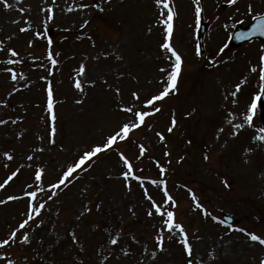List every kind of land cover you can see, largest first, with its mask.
Instances as JSON below:
<instances>
[{"label": "rangeland", "instance_id": "374dc122", "mask_svg": "<svg viewBox=\"0 0 264 264\" xmlns=\"http://www.w3.org/2000/svg\"><path fill=\"white\" fill-rule=\"evenodd\" d=\"M8 3L12 7L6 8L0 0V61L19 63H0V120L7 121L0 124V184L19 172L0 189V200L20 199L0 204V240L27 218L30 203L45 207L39 216L33 213L35 219L17 233L15 243L0 248V264L8 260L15 264H188L178 230L171 238L164 232L165 248L158 250L155 236L162 218L148 216L151 202L145 189L162 210L175 211L177 222L185 226L193 245L192 264H260L264 245L248 234L264 238V141L259 139L264 127L258 108L251 126L245 116L259 94L264 45L254 40L233 49L228 40L237 24L246 25L264 12V0H200L207 30L206 49L199 54L200 15L195 0H170L177 13L172 44L183 60L176 89L156 102L160 111L147 116L128 139L93 158L57 189L51 185L84 151L105 142L124 123L136 122V111H153L145 101L163 90L174 63L171 53L161 47L165 10L155 0ZM11 49L19 55L13 57ZM50 52L56 64L49 59ZM5 68L17 73L15 81ZM77 80L82 90L75 87ZM238 83L241 91L233 97ZM49 86L55 121L48 119L44 104ZM127 107L133 112L123 110ZM239 124L244 127L236 128ZM140 145L146 149L143 155ZM5 152L13 159L8 160ZM120 153L144 179L143 185L132 177L125 180L122 173L127 169ZM39 169L44 172L37 181ZM30 191L37 193L35 199L26 195ZM165 192L177 202L175 206ZM194 195L201 207L193 204ZM222 213L232 215L238 224L227 225ZM134 222L144 225L141 241L124 245L119 237H131L137 231ZM108 229L120 234L119 244L85 242L95 231L102 240ZM24 233L29 236L27 244L19 242ZM96 246L107 252L92 260Z\"/></svg>", "mask_w": 264, "mask_h": 264}, {"label": "snow or ice", "instance_id": "6c2138e0", "mask_svg": "<svg viewBox=\"0 0 264 264\" xmlns=\"http://www.w3.org/2000/svg\"><path fill=\"white\" fill-rule=\"evenodd\" d=\"M2 2L6 8L12 7V5H10L8 3V0H2ZM229 2L230 3H236V0H229ZM155 3L157 5H162V7L165 11L161 12V16L166 17L165 19H163V24L165 25V39H164V42L161 44V47L171 53V56L174 57V63L172 65V70L167 77L168 82H167L166 86L163 88V90L161 92H159V94L154 95L150 99H147L145 101V105L153 107V111L152 112L136 111L135 112L136 122L124 123L123 125L120 126L119 130L115 131L113 134H110L108 137H106L105 142H103L102 144H97L94 147H92L91 149L84 151L80 155L78 160H76L75 162H73L71 165H69L66 168V170L63 172V175L59 178L58 182L55 184H52L51 188L57 189V188H60L62 185H66V183L69 182V180L73 176V174L76 173L77 170H82L83 167L86 165V163L90 162L93 158L97 157L99 154L111 149L114 145H116L118 143V141H123V140L128 139L129 134L134 129L141 127L145 123V118L147 116L153 115L155 112L160 111L159 108L155 107L156 102L162 101L165 97H167L169 95L170 92H172L176 89L177 81H178V78L181 74L182 63H183L181 54L173 47V44H172L173 33H174L173 21H174V17L177 15V13L175 12V9L171 6L170 0H155ZM195 4H196V15L199 18V15L202 11V8L200 6V0H195ZM83 7L87 8V7H89V5H83ZM94 7H97L100 11L104 10L99 4L94 5ZM23 10L24 9H21V11H23ZM69 11H71V9H69ZM249 11H251V5H249ZM47 12L50 14L48 16V20H51L53 18V16L51 15L52 9L51 8L47 9ZM253 19L257 21V23L254 25L253 31H258L261 34H264V15L254 16ZM197 22H199V20H197ZM45 23H47V21H45ZM84 23L86 25L89 22L85 21ZM149 30L151 31V29H149ZM20 31L24 32V31H27V29L21 28ZM37 35H39V33H37ZM48 43H49V45L52 44V40L50 38L48 40ZM221 51H223V49H221ZM197 54H199V48L197 49ZM11 55L13 57H16L19 55V53L15 49H11ZM49 59H52V53L51 52L49 53ZM261 61H262V64H264V56L261 57ZM0 63L16 64V63H19V61L14 60V59H9L7 61H0ZM52 63L56 64L57 61L55 59H52ZM3 71L10 73L11 79L13 81H15L17 79V73L12 68H5V69H3ZM251 71L256 72L257 69L255 67H253L251 69ZM84 73H85V67L82 65L79 69V74L82 75ZM259 73H260L259 74V81H260L259 93L260 94H257L253 97V99L250 103V107L248 109V114L245 116V122L249 126H251L254 122L253 117L256 114V111L258 108V102H261V94H264V66H262L260 68ZM245 80H246V78H245ZM241 86L242 85L240 83L235 85V91H233L231 93V95L233 97H235L236 94L239 91H241ZM75 87L77 89L82 90V86H81V83L79 80L76 81ZM117 92H119V89H117ZM47 95H48L47 108H48V111L50 113H52L51 119L53 121H55L56 116L53 112V90H52L51 86H49L47 89ZM133 96L137 100L139 99V96L137 93H133ZM235 102L236 101H233V103H235ZM123 110L126 112H129V113L133 112V109L131 107L124 108ZM4 123H7V121L0 120V124H4ZM175 124H176V121H175V119H173L172 126L175 127ZM235 127L236 128H243L244 125L239 124V125H236ZM168 130L172 131V127H170ZM220 131H223V129H220ZM260 131L264 132V128L260 129ZM55 132H56V128H55V126H53L51 129V133L53 136L55 135ZM233 134H235V133H233ZM161 139H163V136H161ZM259 139L264 141V136H260ZM52 142L54 143V140ZM139 147H140V154L143 155L144 152L146 151V149L143 145H140ZM249 151H251V149H249ZM4 155L8 160L13 159L12 155L7 153V152H5ZM120 157H121V159H122V161H123V163L127 169L126 171H124L122 173L125 180L127 181L129 179V177H132L135 180L139 181L141 183V185H143L144 179L141 176L136 175L133 172V164L129 161L127 156H125L124 153H120ZM205 158L207 159V157H205ZM28 159L31 160V159H33V157L29 156ZM162 171H163V169H162ZM18 172H19V169L12 172V174L10 176H8V178L4 181V183L0 184V189L4 188L5 185H7L9 183V181H11L18 174ZM43 172H44L43 169H39L36 171L35 179L37 181H40L42 179ZM151 183L152 184H158L160 182L156 181V180H152ZM129 189H130V185H129ZM144 194L147 197V199L151 202V207L147 213L148 216L151 217L154 214H159L162 218L161 229L157 233V235L155 236L156 246H157L158 250L160 252L164 251V248H165L164 232L169 233L170 238H171V234L174 232V230H178V234L181 237V239L178 242L182 245L183 250L186 252L187 256L191 258L193 256V245L190 242L189 233L187 232L185 226L182 223L177 222L176 212L175 211L162 210V206L160 204H157L151 195H148L147 189L144 190ZM26 195L31 197L32 199H35L37 193L35 191H30V192H27ZM165 195H166L167 201L170 202L171 205L175 206L177 202L173 199V197L171 195H168L167 192H165ZM16 199H20V197L9 196L7 198V200H0V204H4V203H7L8 201L16 200ZM193 199H195V197H193ZM196 206L201 207V205H199V204H197ZM44 207H45V204H43V203H40L38 206H34L30 203V205H29L30 210L26 214L27 218L24 219L19 224V227L17 229L10 232L8 238L0 240V248H5V246H9L10 244L15 243L17 241V233L21 229H25V227L29 224V222L32 221L33 219H35V216H39L40 211L42 209H44ZM33 213L35 214V216L33 215ZM41 223H42V221H41ZM241 231H243V229ZM248 235L252 241H256L259 244L264 245V238H262L260 235H257L255 233H249ZM72 236H73V239L75 240L76 239L75 233H72ZM133 239H135V237H133ZM197 239H199V238H197ZM19 242L21 244L29 243L28 234L24 233ZM111 243L113 245H115L117 243V240L112 239ZM151 255L153 258H155L156 252L155 251L152 252ZM8 264H15V262L12 260H8ZM188 264H192V259L188 260ZM260 264H264V260H262L260 262Z\"/></svg>", "mask_w": 264, "mask_h": 264}, {"label": "water", "instance_id": "95a60500", "mask_svg": "<svg viewBox=\"0 0 264 264\" xmlns=\"http://www.w3.org/2000/svg\"><path fill=\"white\" fill-rule=\"evenodd\" d=\"M257 23L256 20H254L247 28H243L241 25L235 27L234 32L231 35L230 38V46L232 48H236L240 45H242L246 41H251L254 38H258L264 41V34H261L258 31H253L254 25ZM206 31V25L202 23L200 32L198 34V42H199V47L200 50L203 52L204 51V33ZM258 106L260 109V116L262 123L264 125V94H261V102H258ZM222 218L226 220L228 223H235L237 220H234L231 216L229 215H222Z\"/></svg>", "mask_w": 264, "mask_h": 264}, {"label": "trees", "instance_id": "16d2710c", "mask_svg": "<svg viewBox=\"0 0 264 264\" xmlns=\"http://www.w3.org/2000/svg\"><path fill=\"white\" fill-rule=\"evenodd\" d=\"M46 114H47V112H46ZM48 119L49 120H52L51 119V115H49L48 116ZM80 172H78L77 173V175H78V177H79V174ZM98 227V226H97ZM135 228H137V231L135 232L136 234H137V236H132V237H130L129 239H128V241L130 242V243H132L133 245H137L136 244V237H138V236H142L143 235V231L138 227V226H136ZM98 229H99V227H98ZM97 231H95V232H93V233H91V234H93V235H90L89 237H87L86 238V240H85V242L89 239V240H91V241H95V240H97L98 242H104V241H109L111 238H113V237H115L116 238V240H117V242L119 243L120 241H118V236H114V232L112 231V230H110V229H108L107 230V232L105 233V236L103 237V239L102 240H100L101 238H97ZM85 234H86V232H85ZM133 237H135V239H133ZM96 249H97V251H96ZM77 252H79L80 253V248H78V247H76V249H75ZM107 251L106 250H104L103 249V247L102 246H96L95 247V249L93 250V252H92V254L94 255L93 256V258H91L90 256V259H95V256L97 255V256H100L101 254H104V253H106ZM108 252H110V251H108ZM183 252V251H182ZM79 256V255H78ZM81 257H83V256H81ZM107 257V256H106ZM89 259V258H88ZM92 262V261H91ZM88 263L87 261H84V264H93V263Z\"/></svg>", "mask_w": 264, "mask_h": 264}]
</instances>
